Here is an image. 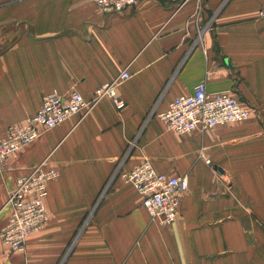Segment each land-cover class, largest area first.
<instances>
[{"label":"crops","instance_id":"crops-1","mask_svg":"<svg viewBox=\"0 0 264 264\" xmlns=\"http://www.w3.org/2000/svg\"><path fill=\"white\" fill-rule=\"evenodd\" d=\"M264 0H142L104 14L92 0H0V136L47 93L94 90L123 69L124 108L102 98L0 166V227L18 177L49 157L48 221L24 253L0 240V264H264ZM205 82L252 107L244 122L177 134L159 115ZM135 140L124 159L128 144ZM148 160L185 176L171 225L151 222L119 177Z\"/></svg>","mask_w":264,"mask_h":264},{"label":"built area","instance_id":"built-area-1","mask_svg":"<svg viewBox=\"0 0 264 264\" xmlns=\"http://www.w3.org/2000/svg\"><path fill=\"white\" fill-rule=\"evenodd\" d=\"M98 11L104 14L124 13L138 7L142 0H92ZM175 9L189 0H167ZM258 17L264 20V4L258 9ZM131 77L123 69L112 81L102 84L90 100L76 91L62 96L51 92L42 98L37 112L22 125L9 126L5 136H0V166L10 156L40 137L41 129H52L73 115H85L102 98H108L116 110L124 108L118 98L116 85ZM252 115V108L230 91L211 93L205 82L197 83L190 95L175 97L168 108L159 115L167 131L185 134L195 130L210 132L216 127L244 122ZM135 145L129 142V150ZM119 173V172H118ZM120 178L130 184L141 197V204L149 213L152 222L170 225L179 216L181 196L188 191L185 176H167L158 172L146 159L134 165L130 171L120 172ZM58 177L56 168L43 161L32 171L16 181L15 188L7 195L4 207L9 217L0 229V239L13 252L24 253L30 234L39 231L48 220L45 200L48 185Z\"/></svg>","mask_w":264,"mask_h":264},{"label":"rangeland","instance_id":"rangeland-1","mask_svg":"<svg viewBox=\"0 0 264 264\" xmlns=\"http://www.w3.org/2000/svg\"><path fill=\"white\" fill-rule=\"evenodd\" d=\"M166 1H167V0H166ZM168 2H169V1H168ZM171 3H172V2H171ZM173 4H174V3H173ZM134 9H136V6L132 7L130 10H134ZM72 91H75V90H72ZM72 91H70V92H72ZM52 92H54V91H52ZM55 92H57V91H55ZM70 92H68L66 95H62V94H60V95H62V96H67ZM76 92H77V91H76ZM50 93H51V92H50ZM57 93H58V92H57ZM78 93H79V92H78ZM47 94H49V93H47ZM47 94H46V95H47ZM58 94H59V93H58ZM44 96H45V95H44ZM44 96H43V97H44ZM43 97H42V98H43ZM82 97H83V96H82ZM237 98H238V97H237ZM84 99H85V98H84ZM86 100H87V99H86ZM240 100H241V99H240ZM41 101H42V99H41ZM40 104H41V102H40ZM39 107H40V106H39ZM250 107H251V106H250ZM251 108H252V107H251ZM38 109H39V108H38ZM36 112H37V111H36ZM36 112H35V113H36ZM35 113H34V114H35ZM34 114H32V115H34ZM32 115H30V116H32ZM30 116H29V117H30ZM73 116H74V115H73ZM76 116H82V114H81V115L78 114V115H76ZM70 117H72V116H70ZM70 117H69V118H70ZM27 118H28V117H27ZM27 118H26V119H27ZM63 122H64V121H63ZM63 122H62V123H63ZM59 125H60V124H59ZM12 126H13V125H12ZM56 127H57V126H56ZM7 129H8V128H7ZM52 129H53V128H52ZM43 130H47V129H41V133H42ZM6 131H7V130H6ZM201 133H204V132H201ZM207 133H209V132H207ZM40 135H41V134H40ZM4 136H5V135H4ZM134 142H135V140H134ZM128 149H129V144H128ZM130 151H131V150H129V151H127V153H125V155H124V159H123V160H125V158H126L127 156L130 155ZM10 157H12V156H10ZM10 157H9V158H10ZM9 158H8V159H9ZM8 159H7V160H8ZM43 161L47 162V164L50 165V163H49V157H46V158H45L44 160H42L41 162H43ZM6 162H7V161H6ZM6 162H5V164H6ZM41 162H39L38 164L34 165V166L30 169V171H29L27 174L23 175V176L28 175V174L32 171V169H34L35 166H38ZM3 166H4V165H3ZM52 167H53V166H52ZM54 168H55V167H54ZM131 169H132V168H131ZM131 169H130V170H131ZM56 170H57V169H56ZM130 170H129V171H130ZM57 171H58V170H57ZM118 172L120 173L121 171H120V169L117 168V169L115 170V172L112 174L110 180L115 179L116 177H119V178H120V176L118 175V174H119ZM23 176H21V177H23ZM58 176H59V172H58ZM21 177H18V178L16 179V181H17L19 178H21ZM57 178H58V177H57ZM120 179H121V178H120ZM55 180H56V179H55ZM55 180H54V181H55ZM121 180H122V179H121ZM16 181H15V184H16ZM122 181H123V180H122ZM52 182H53V181H52ZM125 183H126V182H125ZM49 184H50V183H49ZM127 184H128V183H127ZM129 185H130V184H129ZM14 188H15V185L13 186L12 190H13ZM12 190H11V191H12ZM11 191H10V192H11ZM135 191H136V190H135ZM10 192H9V193H10ZM9 193H8V195H9ZM137 194H138V193H137ZM138 195H139V194H138ZM5 202H6V201H5ZM4 205H5V204H4ZM45 205H46V204H45ZM141 206H142V204H141ZM142 207H143V206H142ZM143 208H144V207H143ZM144 209H145V208H144ZM145 210H146V209H145ZM146 212H147V211H146ZM147 213H148V212H147ZM148 215H149V213H148ZM8 217H9V211H8ZM149 217H150V215H149ZM7 220H8V218H7ZM150 221L152 222L151 218H150ZM153 222H154V221H153ZM6 223H7V222H6ZM6 223H5V224H6ZM154 223H157L158 225H160L158 222H154ZM5 224H4L2 227H4ZM170 225H171V224H170ZM161 226H167V225H161ZM2 227H0V229H1ZM0 240H1V239H0ZM1 241H2V240H1ZM2 242H3V241H2ZM3 243H4V242H3ZM4 244H5V243H4Z\"/></svg>","mask_w":264,"mask_h":264},{"label":"bare ground","instance_id":"bare-ground-1","mask_svg":"<svg viewBox=\"0 0 264 264\" xmlns=\"http://www.w3.org/2000/svg\"><path fill=\"white\" fill-rule=\"evenodd\" d=\"M258 18H259V17H258ZM259 19H260V18H259ZM247 120H248V119H247ZM238 123H240V122H238ZM28 145H29V144H28ZM23 148H24V147H23ZM47 221H48V220H47ZM45 224H46V223H45ZM44 226H45V225H44ZM44 226H43V227H44ZM43 227H42L40 230H42ZM40 230H39V231H40ZM39 231H37V232H39ZM32 234H33V233H32ZM30 235H31V234H30ZM30 235H29V236H30ZM29 236H28V237H29ZM27 239H28V238H27Z\"/></svg>","mask_w":264,"mask_h":264}]
</instances>
